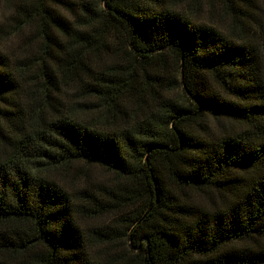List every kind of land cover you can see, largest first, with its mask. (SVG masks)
Returning <instances> with one entry per match:
<instances>
[{"label":"trees","instance_id":"16d2710c","mask_svg":"<svg viewBox=\"0 0 264 264\" xmlns=\"http://www.w3.org/2000/svg\"><path fill=\"white\" fill-rule=\"evenodd\" d=\"M3 2L0 264H264V0Z\"/></svg>","mask_w":264,"mask_h":264},{"label":"rangeland","instance_id":"374dc122","mask_svg":"<svg viewBox=\"0 0 264 264\" xmlns=\"http://www.w3.org/2000/svg\"><path fill=\"white\" fill-rule=\"evenodd\" d=\"M9 15V12L6 9V6L3 2V0H0V21L1 22H7V17ZM16 37H12L9 39V42L12 40H15ZM94 176L98 179H108L111 177V175L102 167H94L93 170L91 171Z\"/></svg>","mask_w":264,"mask_h":264}]
</instances>
